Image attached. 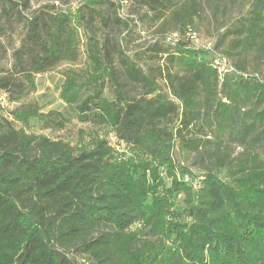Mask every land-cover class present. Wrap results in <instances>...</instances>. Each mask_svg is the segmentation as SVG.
I'll list each match as a JSON object with an SVG mask.
<instances>
[{
  "label": "trees",
  "instance_id": "16d2710c",
  "mask_svg": "<svg viewBox=\"0 0 264 264\" xmlns=\"http://www.w3.org/2000/svg\"><path fill=\"white\" fill-rule=\"evenodd\" d=\"M74 1L0 0V92L19 105L6 116L0 103V264H264V84L248 73L252 54L264 64V0L213 41L211 55L233 68L223 74L191 38L201 0H142L169 33L135 57L119 40L130 24L117 2L64 9ZM63 65V111L26 103L36 77ZM32 120L86 127L73 143L29 132ZM258 131L259 150L230 166L216 153L225 136L245 143ZM175 145L203 174L176 163Z\"/></svg>",
  "mask_w": 264,
  "mask_h": 264
},
{
  "label": "rangeland",
  "instance_id": "374dc122",
  "mask_svg": "<svg viewBox=\"0 0 264 264\" xmlns=\"http://www.w3.org/2000/svg\"><path fill=\"white\" fill-rule=\"evenodd\" d=\"M114 1L118 3L120 17L130 24L128 30L123 31L119 35V40L121 41L124 51L127 55L135 57L136 55L145 51L155 41L160 39L162 40L163 37L169 33L168 27L161 28L162 22H160V24L157 26H152L149 19L145 17L147 10H145L146 8H142V0ZM177 1L180 6L187 2V0ZM251 2L252 0H201L200 16L196 19L197 22H195L194 26L197 31V35H199L198 38L200 46L199 48L197 47V50H205L206 52H210L204 48L206 46L205 44L212 41H218L220 36L227 29L231 28L246 13V11H248ZM38 6L39 4H34L35 8ZM78 6L79 3L75 0L64 9H72L74 11V9H76ZM208 54H210L209 57L211 59L217 57L215 54L211 55V52ZM84 60L85 56L83 55L80 61V66H78L79 68H84V66H82ZM260 61L257 60L256 54H252L250 56L248 73L251 77L257 78L261 84H264V64L260 63ZM67 67H69V65H63L53 72L38 75L36 77V92L31 95L26 103L33 102L37 104L43 113H48L51 111H63V109L66 107V104L61 99V89L64 84V76L62 75V72ZM160 85L162 90L166 89L165 84L161 80ZM0 103L3 107L4 115L6 116H9V114L19 106L17 104L9 103L7 96L2 92H0ZM85 127L86 126L83 124L75 121L64 131L42 130L37 124L36 120H32L27 130L29 132H33L38 135H45L53 139L64 138L66 140L68 139V141L76 143L81 137V134H79L80 129ZM259 131H261V129ZM259 131L254 138L245 143L240 140L239 134L238 136H233V138L229 140L228 137L225 136L224 143L226 144L216 150V153L219 151L220 154L228 155L230 157L228 160V166H230L231 163L235 162V160H237L246 150H251V148H254V150H259V140L254 141L258 139V135L260 133ZM107 133L111 145L118 153L124 155L125 158L136 159V156L130 152V149L124 143L119 142L112 132ZM89 141L90 138L86 136L84 143H88ZM171 156H173L176 163L180 161L181 166L186 167V169H188V171L192 172L193 174H203L201 168H194L192 165L195 162L194 160H197L196 155L190 156L188 158L187 155H183L180 148L175 145ZM218 156L219 155H217V157ZM207 162L211 166L214 175L218 176L225 182L230 180L226 170H221L217 166V162L214 160V158L212 160H208ZM162 175L164 178H166V183L169 185L171 183V179H167L166 173L163 170ZM178 175H180L179 178L181 181H185L188 184L191 183L188 179L189 177L187 176V173H185V177H183L181 176L179 170ZM197 181H195V184L192 183L194 188L200 186V183ZM183 199V196H180L176 200V205L180 208H182L184 205ZM80 259L81 258H77L79 264H83V261Z\"/></svg>",
  "mask_w": 264,
  "mask_h": 264
},
{
  "label": "built area",
  "instance_id": "2783aa9c",
  "mask_svg": "<svg viewBox=\"0 0 264 264\" xmlns=\"http://www.w3.org/2000/svg\"><path fill=\"white\" fill-rule=\"evenodd\" d=\"M192 37V41L194 42L195 44V48L197 49V47L199 48L200 46V43H199V38L197 35V33H194L193 35H191ZM206 46L204 47L206 50H209V51H214L213 49V46H214V43L213 41L212 42H208L205 44ZM214 54V53H213ZM216 55V54H215ZM215 66L218 67V70H221L222 71V74L224 72H229V71H233V68L230 66V63L224 59V58H221L220 56L217 55V57H215ZM86 264V263H84Z\"/></svg>",
  "mask_w": 264,
  "mask_h": 264
}]
</instances>
